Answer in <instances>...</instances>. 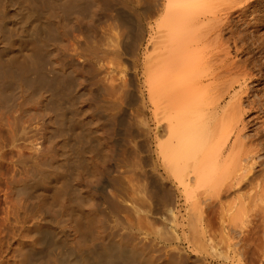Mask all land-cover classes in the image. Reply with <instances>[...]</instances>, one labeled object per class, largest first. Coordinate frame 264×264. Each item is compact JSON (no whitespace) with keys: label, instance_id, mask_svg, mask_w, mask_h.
<instances>
[{"label":"bare ground","instance_id":"6f19581e","mask_svg":"<svg viewBox=\"0 0 264 264\" xmlns=\"http://www.w3.org/2000/svg\"><path fill=\"white\" fill-rule=\"evenodd\" d=\"M252 2L0 0V264L236 256L264 222Z\"/></svg>","mask_w":264,"mask_h":264},{"label":"rangeland","instance_id":"374dc122","mask_svg":"<svg viewBox=\"0 0 264 264\" xmlns=\"http://www.w3.org/2000/svg\"><path fill=\"white\" fill-rule=\"evenodd\" d=\"M252 3H251V7L249 8V10L245 14L246 17L244 16L241 19V21L238 22L237 27H239L240 30L243 31V33L245 34V41L247 42V43L245 42V44H246L245 46H247L246 47L247 55L245 53L244 54L245 56H243V57L244 58L248 57V58H251V59L254 58L255 61H254V59H253V61L255 62V64L259 63V64H257L258 65L257 67L253 68L254 69V73H256L258 75L262 74L261 77L264 78V24H262V23H264V0H253ZM251 10H255L254 15L252 14L253 16H255L254 19H249ZM249 22H252V23L250 24ZM259 23H260V25H259ZM258 67H259V69H257ZM257 87L260 88V90H259L260 94L262 92V96H264V80H261ZM6 115L10 116L9 114H6ZM25 120H26L27 123H29L28 119H21V120L18 121L19 125L21 124L19 126V128H23V126L27 125ZM33 122L34 121H32V126L34 127V125H36L35 127L40 129V127H39L41 125V123H39L40 121L39 120H35V122L34 123ZM36 122L39 123V126H38V123L36 124ZM22 123H24V124H22ZM250 218H254V217H250ZM250 218H249V220H250ZM252 221H253V223L254 222H256V224L258 223L257 226L255 227V225L252 224V226L247 228L248 231L247 230L246 231L247 232H251V233L254 232L255 235L249 233V234H246V236H243V234H241V230L239 228H236L237 230L236 229L234 230V233H233V235H234V239L233 240L234 241L232 240L231 242L234 243L235 246H236L235 247L236 251H237L236 256H233L232 254H230V255L228 254L227 255L228 257H226V259L228 258L227 260L225 258H223L224 255H226L225 254L226 251H224L226 248H225V244L223 242V243H221V245L225 249H223L220 246L221 247L220 249H222L223 252H225L224 255L221 253L223 257L221 258V256H219L220 257L219 258V257L215 256L214 257L215 260H214V258L210 259V261L207 264H221V263H224V262H225L224 264H237V263L238 264H264V246H262V244H264V243H262V242H264V226H261V225H264V222H262V220L258 219L257 217L252 219ZM250 228H252L253 230L250 229ZM259 228H261V229H259ZM246 231H245V233H246ZM257 235H258V237H257ZM227 241H229V240H227ZM241 243H242V245H241ZM243 243H245V244H243ZM245 246H246V248H245ZM247 250H248V252H247ZM249 250H251V251L249 252ZM244 251L246 253H244ZM257 255H259V256H257ZM231 256L233 257V259H232ZM222 261H224V262H222Z\"/></svg>","mask_w":264,"mask_h":264}]
</instances>
